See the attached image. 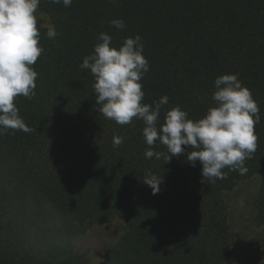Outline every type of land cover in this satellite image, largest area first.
Returning a JSON list of instances; mask_svg holds the SVG:
<instances>
[{
    "label": "trees",
    "instance_id": "16d2710c",
    "mask_svg": "<svg viewBox=\"0 0 264 264\" xmlns=\"http://www.w3.org/2000/svg\"><path fill=\"white\" fill-rule=\"evenodd\" d=\"M38 8L57 35L37 19L44 51L32 66L35 95L15 100L33 131L0 135V264H84L74 239L85 224L115 218L126 228L100 264H226L238 243L224 193L237 181L258 178L253 221L264 230V0H40ZM102 32L117 49L141 37L143 103L169 98L158 129L173 107L203 117L216 106L215 79L236 74L260 109L247 172L225 168L226 178L202 184L199 161L166 162L167 147L147 145L142 120L120 125L97 111L95 77L80 64ZM117 136L123 143L114 147ZM149 148L160 158H146ZM150 176L162 179L155 195L143 182Z\"/></svg>",
    "mask_w": 264,
    "mask_h": 264
},
{
    "label": "clouds",
    "instance_id": "9594fccd",
    "mask_svg": "<svg viewBox=\"0 0 264 264\" xmlns=\"http://www.w3.org/2000/svg\"><path fill=\"white\" fill-rule=\"evenodd\" d=\"M50 3L70 7L72 0H50ZM40 0H0V135L7 130L25 133L33 131L19 115L15 105L18 96L31 99L35 95L38 73L33 65L44 49L39 45L36 10ZM118 29L125 27L120 19L110 22ZM54 27L47 36L54 39ZM94 52L84 57L81 69H89L95 77L93 85L97 111L120 125L131 124L133 119L145 124L143 134L147 145L157 141L167 147L168 161L186 155L189 163L201 164V183H215L226 178L223 169L247 172L245 161L257 148L255 125L260 121V109L251 91L243 86L236 74H223L214 81L212 99L216 106L198 120L188 118L179 106L166 112L165 122L157 128L160 112L168 104L167 95L153 105L143 103L141 80L149 71V62L143 55L141 37L125 38L117 49L111 46L112 37L100 33ZM123 143L122 137L113 138V146ZM186 146V147H182ZM193 149L188 151V149ZM161 153L151 148L145 157L160 158ZM155 195L160 190L161 178L150 176L143 181Z\"/></svg>",
    "mask_w": 264,
    "mask_h": 264
},
{
    "label": "rangeland",
    "instance_id": "374dc122",
    "mask_svg": "<svg viewBox=\"0 0 264 264\" xmlns=\"http://www.w3.org/2000/svg\"><path fill=\"white\" fill-rule=\"evenodd\" d=\"M35 15L43 26L51 28V18L47 13L37 8ZM258 183L255 177L241 179L224 193L228 221L238 243L237 252L226 264H245L255 258L264 261V230L253 221L252 201ZM125 228V223L119 218L103 224H85L83 234L73 241L74 250L84 253V264H100L105 260L106 249L119 240Z\"/></svg>",
    "mask_w": 264,
    "mask_h": 264
}]
</instances>
